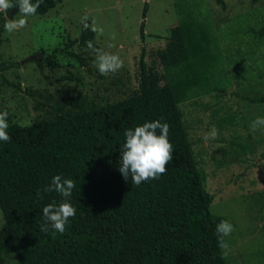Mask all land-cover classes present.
Segmentation results:
<instances>
[{
  "label": "trees",
  "instance_id": "16d2710c",
  "mask_svg": "<svg viewBox=\"0 0 264 264\" xmlns=\"http://www.w3.org/2000/svg\"><path fill=\"white\" fill-rule=\"evenodd\" d=\"M59 1L44 0L35 15H45ZM217 2L226 8L225 0ZM148 9L146 0L143 18ZM5 20L0 13V46ZM196 24L186 20L173 27L167 45L159 50L162 63L173 69L167 82L147 67L143 48L140 85L134 94L93 108L58 106L54 118L30 127L9 125L11 140L0 142V207L5 220L0 264L9 254H16L19 264H228L215 232L216 224L227 217L211 211L214 197L203 185L178 104L197 86L210 83V62L198 58L197 46L203 40ZM254 32L263 37L264 27ZM94 34L83 31L73 43L86 44ZM141 36L145 38V20ZM41 59H35L40 68ZM13 66L0 60V75ZM183 71L191 76L172 82V76ZM7 83L23 90L21 83ZM251 99L264 103V94ZM157 119L170 126L173 159L166 174L134 186L131 177L125 180L119 171L124 132ZM57 174L76 184L68 198L76 215L63 234L40 231L46 223L43 207L64 199L43 191Z\"/></svg>",
  "mask_w": 264,
  "mask_h": 264
},
{
  "label": "rangeland",
  "instance_id": "374dc122",
  "mask_svg": "<svg viewBox=\"0 0 264 264\" xmlns=\"http://www.w3.org/2000/svg\"><path fill=\"white\" fill-rule=\"evenodd\" d=\"M145 1L60 0L45 15L30 17L25 28L4 32L0 60L15 66L0 75V111L9 112V125L32 124L54 118L58 106L77 110L124 99L139 90L143 48L147 67L167 82L173 69L162 63L158 52L173 27L196 20V33L203 40L197 46L198 58L210 62V83L189 92L179 108L203 185L214 197L211 211L234 226L224 238L231 248L228 264H264V132L250 131V122L264 116V103L251 99L264 94V36L254 32L264 27V0H225L226 8L217 0H148L143 18ZM85 15L90 26L94 22L104 29V35L94 34V47L124 60L118 72L101 75L89 41L73 43L91 30L83 26ZM36 54L42 56V68L35 60L22 64ZM190 76L183 71L173 75L172 82ZM6 80L21 83L23 90ZM213 126L218 137L205 141ZM4 222L0 207V229ZM4 258V264H19L16 254Z\"/></svg>",
  "mask_w": 264,
  "mask_h": 264
},
{
  "label": "clouds",
  "instance_id": "9594fccd",
  "mask_svg": "<svg viewBox=\"0 0 264 264\" xmlns=\"http://www.w3.org/2000/svg\"><path fill=\"white\" fill-rule=\"evenodd\" d=\"M44 3V0H0V13H4L6 20L4 30L12 34L25 28L28 19L35 16L37 10ZM19 5V11L14 18H8V11ZM19 17V18H17ZM87 15L82 17V23L85 29L91 27V31L98 35H104V29L94 22L90 26L87 22ZM111 40H116V34H111ZM87 47L96 53V67L101 75L108 76L114 74L124 67V60L119 54L96 49L91 41ZM111 47V45H110ZM9 112L0 111V142H9L11 136L8 133ZM22 127H30L31 121H23ZM159 129V133L157 130ZM170 126L168 123H162L159 119L144 122L134 129L129 128L124 132L125 142L121 147L119 158V171L125 180L131 177V183L134 186L158 179L161 175L167 173V165L173 159L174 148L169 140ZM250 131L264 132V116H257L250 122ZM218 130L213 126L210 132L203 137L205 141L215 140L218 137ZM75 182L70 178H64L61 174L52 177L51 183L43 189L45 193L56 192L64 199L57 204L56 201L48 203L43 207V216L46 221L40 226L41 232H48L50 229L63 234L66 231V225L70 218L75 217L76 208L69 202ZM234 226L227 220H222L216 224L215 232L217 234L218 247L221 248L222 256L227 257L231 248L224 239L231 235Z\"/></svg>",
  "mask_w": 264,
  "mask_h": 264
},
{
  "label": "water",
  "instance_id": "95a60500",
  "mask_svg": "<svg viewBox=\"0 0 264 264\" xmlns=\"http://www.w3.org/2000/svg\"><path fill=\"white\" fill-rule=\"evenodd\" d=\"M18 11H19V7L11 10L10 13L8 14V18L9 19L14 18L15 14L18 13ZM36 58H42V56L40 54H36V55L30 56V57L26 58L25 60H23L22 64L27 62V61L35 60Z\"/></svg>",
  "mask_w": 264,
  "mask_h": 264
}]
</instances>
